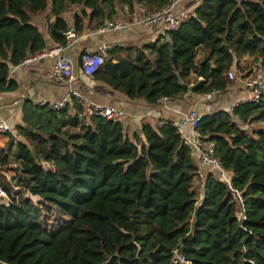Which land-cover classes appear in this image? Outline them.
Masks as SVG:
<instances>
[{
	"label": "trees",
	"instance_id": "1",
	"mask_svg": "<svg viewBox=\"0 0 264 264\" xmlns=\"http://www.w3.org/2000/svg\"><path fill=\"white\" fill-rule=\"evenodd\" d=\"M170 1L0 0V90L15 89L10 69L46 47L34 15L50 8L47 34L63 45L71 25L81 34ZM68 5L83 7L72 24L63 16ZM198 47L205 56L195 63ZM243 56L264 65V0H203L176 31L117 47L94 80L154 105L187 93L191 73L209 75L194 81L192 94L224 92L227 71L234 63L241 70ZM81 110L74 98L58 111L26 102L21 124L5 133L0 196L9 202L0 203V264H171L177 245L191 264H264V128L248 130L264 124V97L202 116L197 131L214 144L230 184L203 170L199 203V167L173 122H144L131 139L121 120L79 119ZM31 196L69 222L47 231Z\"/></svg>",
	"mask_w": 264,
	"mask_h": 264
},
{
	"label": "crops",
	"instance_id": "2",
	"mask_svg": "<svg viewBox=\"0 0 264 264\" xmlns=\"http://www.w3.org/2000/svg\"><path fill=\"white\" fill-rule=\"evenodd\" d=\"M138 12L143 14L142 9H138ZM38 14L40 15V13ZM134 19H136V16L133 20ZM41 20L44 22L43 19ZM52 20L53 16L50 18L49 22ZM42 26V29L39 28ZM42 26L38 24V28L45 36L46 47L41 52H48L58 44L49 38L47 34V24H43ZM91 30L93 29L85 30L79 34L80 38L75 44L74 49H68L62 52L64 55L70 56L74 61L73 79L70 84L50 81L44 77V72L54 61L55 56H45L27 65L18 66L13 70L9 77L16 83V88L13 90H0V121H5L8 124L9 133H14L15 128L21 124L24 103L31 102L37 104L43 100L46 102L58 101L68 95L70 88L80 93L87 94L94 101L103 104L124 105V109L128 115L122 118L121 121L124 126L125 134L131 139L133 136L139 135L142 123L149 122L155 124L163 120L175 123L176 121L184 119L186 114L194 107L200 96L192 94L191 91L175 99L169 98L167 102L159 101L157 104L151 105L142 99L129 100L122 93L114 91L106 84L89 79L79 69L78 52L85 49H94L98 43L110 42L114 39L120 40L122 44L128 42L136 46L153 43L164 35V31L161 28L155 25H134L130 27L127 32L106 33L104 35L88 34V36H84ZM204 56L205 51L202 47H198L196 50L195 63H199ZM234 64L230 69L233 70L237 76L249 77L253 76L254 68H256L259 63H255L252 57L243 56L239 59L241 70L236 69ZM189 78L192 84H194V81L201 79V76L197 77L195 73H191ZM247 95L248 93L241 89V83L234 80L227 89L217 95L213 101L207 105H199L198 109L203 115L224 111L236 100L244 98ZM141 113H144L146 116L137 118L136 115ZM184 129L187 132L188 128L186 126ZM0 147L7 149V136L5 133H0ZM199 179L202 189L204 180L200 177ZM200 196H203L202 192L198 195V199Z\"/></svg>",
	"mask_w": 264,
	"mask_h": 264
},
{
	"label": "built area",
	"instance_id": "3",
	"mask_svg": "<svg viewBox=\"0 0 264 264\" xmlns=\"http://www.w3.org/2000/svg\"><path fill=\"white\" fill-rule=\"evenodd\" d=\"M202 1L203 0H171L167 6L156 11L143 13L134 20H126L123 16H120L115 20L105 21L104 24L89 31V33L84 36H88V34L104 35L106 33L127 32V30L134 25H155L163 31H176L188 18L195 15V11ZM62 35L65 38V43L63 45L58 44L48 52L44 51L27 55L18 65L10 69L9 76L18 66L27 65L45 56H55L54 61L44 72V77L50 81L70 84L73 79L74 61L70 56L64 55L62 52L68 49H74L80 37L71 26L63 31ZM120 45H122L121 41L114 39L110 42H100L94 49H85L78 52L77 56L79 58L80 71L89 79L94 80V74L105 62L111 60V52ZM253 72V76L243 77L237 76L231 69L227 71V77L232 81L236 80L240 82L241 89L248 93L246 97L236 100L228 109H232L246 102H255L261 97H264V65H258L254 68ZM220 93L218 89H213L201 95L184 119L176 121L174 124L178 129V133L191 148V155L196 159L199 166L200 178L203 179L204 171L209 170L215 175L218 181L223 183L227 182L229 185L230 178L227 172L222 168L219 160L214 156V144L212 142L202 141L197 131V126L203 116L198 106L207 105ZM71 98L76 99L82 106V110L76 113L79 119L93 116L106 120L120 121L128 115L124 109V105L103 104L94 101L87 94L80 93L71 88L68 91V95L61 100L52 102L43 100L37 103V105L47 104L50 109L58 111L63 109ZM168 100L169 98L162 97L159 101L167 102ZM144 116H146L144 113L136 115L137 118H143ZM185 126L188 128L187 132L184 129ZM8 131V124L5 121H0V133H6ZM231 190L236 196H239L238 192L233 189ZM201 198L202 196H200L197 203H199ZM238 216L241 218L242 212H238ZM171 264H191V260L182 253L180 247L177 245L171 249Z\"/></svg>",
	"mask_w": 264,
	"mask_h": 264
},
{
	"label": "rangeland",
	"instance_id": "4",
	"mask_svg": "<svg viewBox=\"0 0 264 264\" xmlns=\"http://www.w3.org/2000/svg\"><path fill=\"white\" fill-rule=\"evenodd\" d=\"M82 8L83 7L80 5H68L63 16L69 22V24H72L73 16L75 15V13L80 12ZM47 10H48V12H47ZM47 10L44 12H41L40 15L39 14L34 15L32 17V24H35L37 27H38V24H40V26H42L43 24L44 25L48 24V22L50 21V18H52V15L50 14V8H48ZM121 16H123L125 19H128L127 14H125V13H124V15H121ZM41 19H43L44 22H42ZM39 28L42 29L43 26L39 27ZM262 128H264V124L253 123L249 126L248 130L258 131ZM8 153H9V160L11 163H13L15 160V157L17 155L16 146H14L12 148H8ZM228 176H229V174H228ZM199 177H200V175H199ZM229 178H230V176H229ZM224 184L228 185L227 182H225ZM195 189L197 190L198 194H200L202 192V189L200 186L195 187ZM237 197H239V196L237 195L236 198ZM31 198L33 199L34 206H35V208H37L38 213H39V215L43 221V227L47 231L53 232L56 229H58L59 227H61L62 225L67 224L69 222L67 217H65L62 213H59L58 211H56L53 207H51L47 204L40 205L37 203L38 200H36L35 197L31 196ZM8 202H9V199H8L7 195H5L4 197L0 196V203L6 204Z\"/></svg>",
	"mask_w": 264,
	"mask_h": 264
},
{
	"label": "water",
	"instance_id": "5",
	"mask_svg": "<svg viewBox=\"0 0 264 264\" xmlns=\"http://www.w3.org/2000/svg\"><path fill=\"white\" fill-rule=\"evenodd\" d=\"M171 62H173V56L171 55ZM201 76V79L202 80H205V79H207L208 78V74L207 75H203V74H201L200 75ZM196 86V84L194 83V84H192V85H186V84H184V87H186L187 89H188V91H192L193 89H194V87ZM22 126H24V124H22ZM30 131L32 130L31 128L29 129Z\"/></svg>",
	"mask_w": 264,
	"mask_h": 264
}]
</instances>
